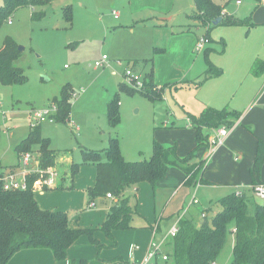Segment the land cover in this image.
I'll return each mask as SVG.
<instances>
[{
  "label": "rangeland",
  "instance_id": "obj_1",
  "mask_svg": "<svg viewBox=\"0 0 264 264\" xmlns=\"http://www.w3.org/2000/svg\"><path fill=\"white\" fill-rule=\"evenodd\" d=\"M233 1L228 8L234 7ZM0 2L1 6L3 1ZM72 2L73 23L64 17L67 1L55 0L37 8V11L45 12L42 19H33L32 8L23 6L0 28V48L8 37L24 47L17 65L27 76L23 84L0 86V158L5 164L18 161L17 147L28 137L31 126L37 123L36 111L53 109L56 104L54 99L60 98L65 87L70 85V120L58 122L55 119L38 124H41L42 134L49 140L50 146L58 150V170L61 171L64 166L71 175L70 164L74 161L80 165V171L73 177L70 188L39 191L35 196L39 202L41 200L70 212L74 224L84 226L90 211L111 203L105 196H98L89 200L95 201L97 207L87 208L88 189L96 183L97 165L83 161L84 147L103 150L110 146L111 138H118L124 157L136 160L150 159L155 142L178 143L171 132L170 120L178 121L175 110L183 114L186 98L193 99L196 93H192L185 83L176 82L188 74H200L208 60L215 63L214 58L219 59L221 54L219 49L216 52L211 48L212 43L207 44L208 51H197V39L193 41L195 56H190L187 61L180 60V55L174 52L177 53L179 43L190 46L194 35L198 38L210 35L213 42H220L224 25L188 26L189 16L196 10L194 0H175V6L163 13L160 18L165 20L159 23L156 18L145 22L131 18L126 22L130 18L127 15L132 14L131 0ZM114 9L120 14L118 19L113 14ZM155 47L159 48V52L156 53ZM165 47L169 54H165ZM160 54L164 57L159 59ZM103 55L107 56V61L95 67V62ZM148 58L152 60L144 67ZM137 59H140L137 64L145 68L142 73L134 69ZM128 69L140 74L144 82L146 72L153 70L157 84L163 88L162 97L152 98L147 92L136 91L127 75ZM178 76L181 79H174ZM113 101L118 102L119 110L120 120L116 126L111 125L108 117V106ZM32 149L37 152L40 146L33 145ZM170 174L181 182L177 194L176 187L169 183L155 188L147 180L127 189L126 194L130 195V203L137 213L133 224L137 227L144 223L153 224L150 245L153 242L163 243L164 251L172 252L167 241L173 239L170 230L178 222L177 213L187 189L183 186L180 168L174 167ZM62 176L66 180V173ZM229 190L220 182L214 186L203 184L193 189L189 200L196 193V198L200 200V214L207 210L212 217L220 210L214 203L232 192ZM257 204H264V199L255 194L248 201L249 215H254ZM168 211L174 215L166 216ZM235 226V222L230 224L225 245L213 264L232 262L236 239L232 231ZM123 239L126 246L133 245L131 242L134 241H129L126 234ZM168 264H176L175 259L172 257Z\"/></svg>",
  "mask_w": 264,
  "mask_h": 264
},
{
  "label": "trees",
  "instance_id": "obj_2",
  "mask_svg": "<svg viewBox=\"0 0 264 264\" xmlns=\"http://www.w3.org/2000/svg\"><path fill=\"white\" fill-rule=\"evenodd\" d=\"M53 1L55 0H3L0 6V28L23 6L33 8V19H42L45 12L37 11V8ZM229 1L231 0L227 3ZM195 4L196 12L193 17L198 26L213 25L216 18L222 15L224 8V5L214 0H195ZM64 17L69 23H73L72 4L64 7ZM222 23L229 26L248 25L250 20L225 15ZM21 56L18 43L8 37L0 48V86L23 84L27 81L23 69L16 64ZM208 65L206 77L221 74V70L209 60ZM263 71V61L255 62L251 69L253 74H261ZM145 78L146 88L135 90L147 92L152 98H161L162 92L156 87L153 71L147 73ZM69 88L70 85L66 86L62 96L54 99L57 105L55 117L58 122H68L71 118ZM108 117L112 126L118 124V102L109 103ZM193 120L197 123L198 130L200 126L218 128L224 124L231 127L235 123L234 120L227 119L225 110L213 108L207 109L199 119ZM1 130L0 126V134ZM198 140L197 148L206 141V136L200 130ZM33 145L40 146L43 167L55 164L57 151L51 148L49 140L43 136L38 125L17 149L20 153L34 151ZM83 152L85 163L94 162L97 165V180L89 189L90 198L106 196L108 193L117 198L100 228L111 238L116 230L132 228L136 210L130 203V195L126 194L127 189L145 180L155 186L167 177L171 167L183 170L187 185L196 186L205 181V161H195L196 149L181 157L177 144L166 146L155 142L150 159L135 161L125 159L118 138H111L110 146L103 150L84 148ZM259 158H262V148ZM79 168V164H73V173H77ZM40 177V174H32L26 190H0V264H7L17 251L24 248H50L58 260H64L70 246L83 234L89 235L94 243H99L93 236V229L71 228L67 212L45 210L40 206L35 197V190L39 189L35 187V183ZM248 201L250 197L245 191L233 192L214 203L220 208L214 216L209 217L208 211L204 210L205 216L200 219L193 215L183 217L179 222L177 235L167 243L172 247V252L167 250L169 260L173 257L176 264H213L225 245L230 224L235 222L236 226L232 232L235 233L236 239L230 264H264V204H257L254 215H249Z\"/></svg>",
  "mask_w": 264,
  "mask_h": 264
},
{
  "label": "crops",
  "instance_id": "obj_3",
  "mask_svg": "<svg viewBox=\"0 0 264 264\" xmlns=\"http://www.w3.org/2000/svg\"><path fill=\"white\" fill-rule=\"evenodd\" d=\"M65 1H67V4L73 3V0L70 2L68 0ZM227 1L228 0H225V2ZM225 2L218 3L224 5L221 15L222 19L223 16L229 15L242 19L249 18L250 23L248 25L229 26L222 23L221 20L218 24H214L215 26L224 25V30L220 32L222 35L220 42H213L209 35V44H213L211 48L216 52L218 49L220 50L221 57L219 59L214 58L215 63L213 64L221 70V74L206 77V71L209 66L207 63V66L200 74H191L192 76L188 74V76L176 82L179 84L185 83L184 85L189 86L188 88H191V92H195L196 95L193 99L189 97L186 98L183 114L177 109L175 110L179 117L177 122L175 120H170L171 132H173L178 139V143L174 142V144H177V151L181 157H185L187 151L189 154L192 150L196 149L197 156L195 161H205L203 176L204 178L206 177L204 183L190 186L185 184V174L181 169L184 182L183 186L186 187L187 193L177 213L178 218L180 216H182V218L186 216L192 217V215L197 218L199 217V219L203 217L204 211L200 214L198 209L200 200L197 198L199 202L192 203V200L196 198V193H194L193 197L189 200V195L193 193V189H196L200 185L207 184L214 186L217 182H220L227 186L228 190L230 189L232 191L231 193L245 191L251 199L255 195L252 190L254 182H264V71L261 74H253L251 72L255 62H264V0H234L233 8L227 7L232 0L227 4H225ZM174 6L175 0H131L130 7L132 9V14H130V16L127 15V17L130 18L127 19L126 22L130 21L131 18L132 20L138 19V21L142 22L156 18L159 23V21L165 20V18H160L163 17V13L166 14ZM114 11L118 12L114 9L113 14ZM195 12L196 10L189 16L188 26L190 27L198 26L193 17ZM158 14H162V16H158ZM118 15L120 16L119 12ZM119 16L115 17L118 19ZM192 37L191 45L195 39L198 40L199 36L194 35ZM191 45H181L179 43L177 48L178 51L174 53L180 55V60H184L185 62L190 56H195L193 52L194 44L192 49ZM207 48L208 46H206L205 50H207ZM158 50L159 48L155 47L156 53ZM165 54H169L166 47ZM163 57L164 54H160L158 58L160 59ZM18 60L16 64H18ZM138 60L140 59L135 61L134 69H138V71L142 73L147 62L152 60V58L146 59L143 68L137 64ZM152 71L153 70L150 72ZM147 73L149 72H146V74ZM154 79L156 87L162 92L163 88H160L157 84L155 75ZM174 79L179 80L181 77L178 76V78L176 77ZM211 108L225 110L227 119L234 120L235 123L223 143L216 146V148L213 147L212 143L216 128L200 126L201 128L199 130L206 136V141L205 144L197 148L199 146V130L197 123H195L193 119H199L207 109ZM37 125L41 128V124ZM35 126H31L30 132ZM164 145L169 146L173 144ZM51 148L57 151L55 161L57 166L55 164L54 166L58 169V165H60L58 164V150L52 146ZM261 148L262 158H259ZM37 152H34L35 155H41L40 151ZM125 159L128 161H135V159ZM136 160H141V158ZM20 163V152H18V161L14 164H5L0 158V164L6 169L18 167ZM73 164H75L74 161L70 164L71 175H68L67 169L64 168V166H62L63 169H61V171L58 170L60 172V177L56 187L44 190L37 189L35 190V194L39 191L70 188L73 184V177L80 171L79 168L77 173H73ZM173 168L174 167H171L169 169L167 177L158 182L154 186L155 188L169 183L171 186L176 187V194L179 193L180 187L178 185H180L181 182L172 178L170 170ZM64 173H66V180L63 177L64 175L62 176ZM89 189L87 208L95 209L97 203L93 200L89 202V200L93 199L90 198ZM105 197L107 201H111L109 206L99 207L97 210L90 211L85 217L86 220L84 221L86 222L83 224L84 226H81V224L76 226L77 224H74L73 216L65 209H58V206L46 204L41 200L40 202L38 201L40 206L45 210H61L67 212L69 216V226L71 228L93 229V236L98 240V244L94 243L89 235L83 234L70 246L67 258L64 260H58L50 248H24L17 251L7 264H138L141 262L152 246L150 245L151 230L154 225L144 223L137 227L132 222V228L116 230L114 231L113 238L108 237L100 228L106 220L110 209L117 202V198L114 195L113 197H108L107 195ZM92 203L94 205H92ZM156 213L158 214L157 209ZM171 213L170 211L166 212V216L170 217L174 215ZM135 214L137 213L135 212ZM84 221L82 223H84ZM125 234L129 241H134L131 243L137 245V247L133 245L129 247L126 246L127 244L124 242L126 240L123 239ZM160 263L164 264L162 261Z\"/></svg>",
  "mask_w": 264,
  "mask_h": 264
},
{
  "label": "built area",
  "instance_id": "obj_4",
  "mask_svg": "<svg viewBox=\"0 0 264 264\" xmlns=\"http://www.w3.org/2000/svg\"><path fill=\"white\" fill-rule=\"evenodd\" d=\"M116 17H118V12L114 11ZM210 43L209 36H202L197 40V51H202L206 48L207 44ZM107 61V56L103 55L99 60L95 62V67L102 66ZM133 69H128L127 75L132 80V85L136 89L146 88L145 82L140 79V74H134ZM140 73V72H138ZM76 95V94H75ZM57 111V105L54 104L53 109H43L36 111L35 117L37 123L33 124L35 126L38 122H44L47 120H54L55 113ZM232 126L228 127L226 125L218 127L215 129V137L213 138V147L223 143L224 139L227 137L231 131ZM32 174H40V179L35 183V187L43 189L44 187L53 188L57 186V182L60 177V172L54 165L43 167L41 165L40 155H35L33 151H25L21 153V163L18 167L6 169L0 164V190L1 191H17L26 190L29 187V177ZM253 192L264 199V182H257L252 186ZM108 197H113L112 194L108 193ZM199 200L194 198L192 203H198ZM92 205H94L92 203ZM205 216V212L203 213ZM182 216L179 217L178 222L170 230V236L174 237L179 231V222ZM162 244L152 243L151 248L147 251L143 260L138 264H162L161 261L166 264L169 260V255L167 251H164Z\"/></svg>",
  "mask_w": 264,
  "mask_h": 264
},
{
  "label": "water",
  "instance_id": "obj_5",
  "mask_svg": "<svg viewBox=\"0 0 264 264\" xmlns=\"http://www.w3.org/2000/svg\"><path fill=\"white\" fill-rule=\"evenodd\" d=\"M221 20H222V16L217 17L216 20L214 21V24H218ZM19 50L20 51L24 50V47L19 46Z\"/></svg>",
  "mask_w": 264,
  "mask_h": 264
}]
</instances>
